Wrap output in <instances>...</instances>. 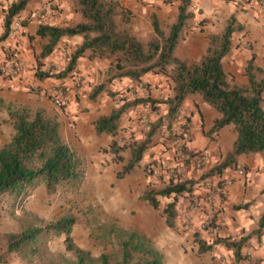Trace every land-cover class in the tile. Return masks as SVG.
Wrapping results in <instances>:
<instances>
[{"label":"trees","instance_id":"16d2710c","mask_svg":"<svg viewBox=\"0 0 264 264\" xmlns=\"http://www.w3.org/2000/svg\"><path fill=\"white\" fill-rule=\"evenodd\" d=\"M31 1L12 0L9 5H4L0 41L10 37L12 23L19 19ZM179 1L175 20L164 25L156 14H152L153 34L148 40H141L131 34L129 15L119 9L117 0H74L82 20L73 25L38 22L37 35L43 43L35 55V75L39 79L66 75L73 69L77 58L85 53H89L90 57L112 58L116 71L113 75L119 78L140 82L152 73L168 77L172 94L165 99L139 94L135 99H129L126 92L130 87L127 91L109 93L112 96L116 94L118 100L108 115L95 121L97 134H116L120 118L131 107L141 108L149 103L152 111L158 112L161 103L167 106L165 114L147 122L140 140H131L123 146L117 140L110 143V150L116 153L124 148L130 149V157L118 172V177L139 165L154 136L167 122L172 124L182 102L190 96H200L218 113L207 132L211 139L221 128L233 124L236 138L232 150L218 164L202 171L196 178L183 177L177 172L160 187L150 182L144 189L141 199L153 208L159 207L160 198L166 200L162 213L170 227L176 226L182 199L191 201L200 194L202 179L211 175L224 177L225 171L235 166L240 155L264 154V68L250 59L245 67L247 83L239 85L228 76L222 64L224 56L230 51L232 35L241 29V25L230 17L222 32L209 36L205 53L198 60L182 61L174 51L191 13L190 0ZM22 24H25V19H21ZM75 36H80L81 41L74 46L67 67L57 69V72H51V69L45 71L42 59L49 56L63 38ZM106 89L107 82L99 83L88 97L94 99ZM1 111L7 113L6 122L12 126L13 133L6 143L0 145V200L3 196L11 198V214L19 224L18 231L2 235L5 255L15 254L32 261L42 259L43 264H162L160 252L145 237L132 230L113 229L119 248L93 256L74 242L72 231L77 217L71 211L47 221L39 220L27 210L16 216L14 208L18 201L39 186H43L48 195L56 193L61 187H79L85 177V164L83 156L62 138L59 121L43 108L15 106L0 100ZM166 139L171 138L168 136ZM116 158L122 159L120 155ZM263 228L264 209L258 227L251 233L240 238L218 235L214 243L233 252L234 264L244 263L243 249L247 239L253 235L260 236ZM59 236H63L64 253L52 252L50 257L43 258L42 243ZM198 244L201 252L212 247L200 239Z\"/></svg>","mask_w":264,"mask_h":264},{"label":"crops","instance_id":"0c3cea01","mask_svg":"<svg viewBox=\"0 0 264 264\" xmlns=\"http://www.w3.org/2000/svg\"><path fill=\"white\" fill-rule=\"evenodd\" d=\"M119 9L129 15L128 26L131 34L141 40L152 36V14H156L164 25L172 23L178 13L179 0H117ZM5 2L0 0V35L2 27V9ZM45 5L58 8L60 15L50 18L51 23L73 25L82 20L81 13L72 0H36L21 12L19 20L25 24L13 37L0 41V59L3 51L10 48L26 62V69L18 78L0 76V100L15 106L41 107L60 123V134L84 158L85 176L92 181L95 189H105L108 197L121 207H129L130 201L136 207H144L141 194L150 182L160 186L168 179L169 168L175 165L170 140L166 134L174 127V121L167 122L154 136L151 146L145 152L138 166L132 168L122 177L117 174L130 157V149L124 148L118 153L110 150L109 145L117 140L120 146L131 140H140L147 122L166 112V104L161 103L159 113L144 115L143 107H131L120 118L116 134H97L95 121L108 115L115 107L117 95L110 92L136 90L140 82L125 77H116L112 58L90 57L89 53L77 58L73 69L61 77L39 79L35 75L37 60L35 55L41 50L42 39L37 35L38 21L30 14ZM191 17L183 27L175 56L185 62L198 60L208 46L209 36L222 32L230 17L241 25L231 38L230 51L223 58V68L231 79L239 85L247 83L245 67L250 59L264 68V13L251 0H190ZM81 41L80 36L65 37L54 51L43 58V69L57 72L65 69L74 46ZM54 64V65H52ZM48 65V67H47ZM81 78V86L75 87L74 79ZM167 76L154 74L150 80L149 90L160 94L162 99L172 94ZM108 80V81H107ZM146 80V79H145ZM107 82V89L94 99L89 98L92 88ZM49 87L61 89L66 104L58 106L46 93ZM137 92V91H136ZM139 93V92H137ZM264 108V92L262 94ZM117 99V100H116ZM187 109L192 120V134L188 148L193 151L207 149L209 166L218 164L231 150L236 138L233 124L221 128L214 139L208 137L214 118L218 113L213 107L193 95L186 98L180 110ZM7 113L0 112V145L6 143L13 133L12 126L6 122ZM169 123V124H168ZM170 125V127H167ZM3 130V133H2ZM120 155L122 159L116 157ZM238 164L244 168V174H236L234 167L225 171L224 177L230 178L232 184L227 187L222 200V212L219 219L220 235L233 238L244 236L258 227L259 218L264 209V154L254 153L237 157ZM152 170V171H151ZM202 171L182 166L183 177H198ZM140 198V199H139ZM140 200V201H139ZM188 203L187 198L180 202L182 209ZM184 229V228H183ZM185 230V229H184ZM248 250L264 264V228L260 236L253 235L248 240Z\"/></svg>","mask_w":264,"mask_h":264},{"label":"rangeland","instance_id":"374dc122","mask_svg":"<svg viewBox=\"0 0 264 264\" xmlns=\"http://www.w3.org/2000/svg\"><path fill=\"white\" fill-rule=\"evenodd\" d=\"M1 1L9 5L12 0ZM72 2L74 3V0ZM153 76L154 73L148 74L144 80L140 81V85H144L148 92L140 91L139 96L151 95L155 99L160 98V94H152L149 91L150 80L147 78ZM162 76L165 77V75ZM138 94H129L128 98L135 99ZM103 188L97 191L92 181L86 176L79 187H61L52 195H48L44 187L39 186L30 195L18 201L14 213L19 216L23 210H27L36 215L39 220L47 221L71 211L77 217L72 231L74 242L93 256L117 250L119 240L113 229L123 228L145 237L160 252L162 264H234L233 252L214 243L218 235L223 236L220 235L219 224L214 234L196 226L189 229L183 227L179 214L176 226L170 227L162 213L163 204L166 201L164 198H160L158 208H153L146 202H144L145 208L136 207L134 201H130L129 207H121L108 197V193ZM11 204L12 200L9 196H3L0 200V264H43L42 259L35 258L32 261L30 258L17 257L15 254L5 255L2 235L19 230L17 218L11 214ZM249 238L243 249L244 263H241L259 264L257 258L247 248ZM199 239L211 244L212 247L204 252L199 251ZM52 252L64 253L63 236L47 239L42 243L43 258L50 257ZM247 257H249V263L246 262Z\"/></svg>","mask_w":264,"mask_h":264},{"label":"built area","instance_id":"2783aa9c","mask_svg":"<svg viewBox=\"0 0 264 264\" xmlns=\"http://www.w3.org/2000/svg\"><path fill=\"white\" fill-rule=\"evenodd\" d=\"M258 9L264 13V0H251ZM54 15H60L58 8L50 5L35 10L29 16L38 22H50V18ZM21 29V20H15L10 28L9 36H15ZM26 69V62L16 55L12 49H6L0 59V75L8 78L20 77ZM75 87L81 86V78L77 76L74 79ZM140 91L148 92L144 85H138L136 90L130 92V95H137ZM46 93L51 97L53 102L58 105H65L66 101L62 97L61 89L49 87ZM146 116L153 113L150 104L143 106ZM174 127L169 130L166 137L170 136L171 148L173 151V161L175 165L169 168V174L173 176L180 172L181 167L189 166L191 168L206 171L209 166V151L207 149L193 151L188 148V143L192 134V120L189 110H179L174 116ZM234 170L237 175L244 174L242 165L236 163ZM232 184V180L226 177L211 175L205 177L201 181L200 194L193 200L188 201L186 207L181 210V224L185 228L196 226L201 230L209 233H215L219 219L221 218L222 200L226 195L227 187ZM249 263V257L246 260Z\"/></svg>","mask_w":264,"mask_h":264}]
</instances>
